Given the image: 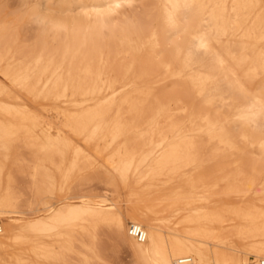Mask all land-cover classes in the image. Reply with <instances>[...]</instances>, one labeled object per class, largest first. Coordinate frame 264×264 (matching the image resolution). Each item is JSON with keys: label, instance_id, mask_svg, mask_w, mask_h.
I'll return each mask as SVG.
<instances>
[{"label": "bare ground", "instance_id": "obj_1", "mask_svg": "<svg viewBox=\"0 0 264 264\" xmlns=\"http://www.w3.org/2000/svg\"><path fill=\"white\" fill-rule=\"evenodd\" d=\"M125 2L35 0L29 44L0 22V247L110 264L112 236L135 264H258L264 0H157L148 33L118 20Z\"/></svg>", "mask_w": 264, "mask_h": 264}, {"label": "rangeland", "instance_id": "obj_2", "mask_svg": "<svg viewBox=\"0 0 264 264\" xmlns=\"http://www.w3.org/2000/svg\"><path fill=\"white\" fill-rule=\"evenodd\" d=\"M34 1L35 0H27V3H24L23 0H0V22H4V24L6 23L9 27L14 28L15 37H20V39L27 44L32 40L37 39V37H40L42 34V25L37 22L35 16H30L29 14V6L32 5V2ZM53 11H55V9ZM158 12L157 0H128V2L123 3L119 8L118 20L125 22L128 26L130 25L133 28H138L140 31L148 33L157 22L159 17ZM81 29L85 31V25H82ZM163 32L166 37H175L173 31L169 28L165 29V31L163 30ZM107 36L108 31L103 30V38H106ZM258 47L260 50L264 48V40L259 43ZM231 51L234 53L237 49L234 46H231ZM238 54L242 56V53L239 50ZM249 62H251V60ZM129 82L128 86L133 85L131 81ZM180 82L182 84L184 83L182 79ZM66 105H68V103ZM103 188L102 184H99L97 190L104 191ZM1 209L4 210L6 208L1 207ZM14 215V213L0 212L1 226L4 227V223L13 220L15 217ZM127 225L129 226V222ZM5 236L8 237L10 235L5 234ZM14 236H16V234H14ZM105 238L104 253L108 263L135 264L132 251L127 243L112 236ZM7 245L6 248L0 247V264H6V262L7 264H15V261L10 255L18 250L17 244L14 239H9Z\"/></svg>", "mask_w": 264, "mask_h": 264}, {"label": "built area", "instance_id": "obj_3", "mask_svg": "<svg viewBox=\"0 0 264 264\" xmlns=\"http://www.w3.org/2000/svg\"><path fill=\"white\" fill-rule=\"evenodd\" d=\"M1 229H2V226L0 224V231ZM129 233L139 241H144L147 236V232L145 228L143 227V225H141L140 223H136V222H131L129 224ZM188 261H191V256H184L180 258V262H188ZM258 264H264V258H260L258 260Z\"/></svg>", "mask_w": 264, "mask_h": 264}]
</instances>
